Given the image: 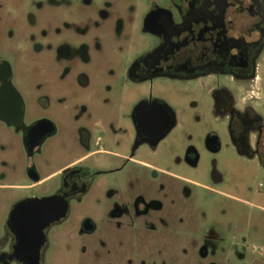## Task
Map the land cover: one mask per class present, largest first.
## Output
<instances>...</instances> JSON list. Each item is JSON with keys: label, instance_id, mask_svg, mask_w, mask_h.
<instances>
[{"label": "flooded vegetation", "instance_id": "flooded-vegetation-1", "mask_svg": "<svg viewBox=\"0 0 264 264\" xmlns=\"http://www.w3.org/2000/svg\"><path fill=\"white\" fill-rule=\"evenodd\" d=\"M2 39L0 147L10 154L12 169L26 165L32 182L18 187L34 190L52 177L56 185L44 197H57L64 207L41 231L11 210L0 238V264H47L52 232L81 239L83 264H264V245H251L247 226L231 222L225 232L189 231L190 247H180L179 260L162 258L155 248L186 231V185L264 208L163 166L158 149L176 126V114L153 90L156 83L186 85L202 114L226 128L227 143L209 130L201 147L217 154L231 146L245 163L264 169V0H0ZM16 70L28 84L24 88L14 79ZM120 82L146 83L150 90L131 99L123 91L75 95L77 85L106 94ZM56 138H64L59 148L51 142ZM49 148L62 164L40 177L36 165L41 158L51 162ZM200 158V146L190 141L174 162L196 168ZM216 165L212 159L213 184L223 180ZM110 175L118 178L101 188V223L81 216L75 234L63 232L72 203L94 189L96 177ZM125 242L129 253L123 252Z\"/></svg>", "mask_w": 264, "mask_h": 264}, {"label": "rangeland", "instance_id": "rangeland-1", "mask_svg": "<svg viewBox=\"0 0 264 264\" xmlns=\"http://www.w3.org/2000/svg\"><path fill=\"white\" fill-rule=\"evenodd\" d=\"M5 42V39H2V41L0 40V46L3 47ZM143 44L139 43V49L143 47ZM123 48L133 50L137 49L138 45L134 48L126 45L123 46ZM122 55H124L125 59L130 56L129 53H124ZM4 57L8 58L15 66L17 65L14 58L8 55H4ZM115 59L121 61L123 57L118 58L116 56ZM14 79L20 87L24 88L25 85H28L19 70H16ZM93 79L94 78H91V80ZM120 81H122V78ZM149 90L150 85L146 83L134 86L120 82L119 84H111V88L106 94L103 91H99L98 93L94 86L89 90L84 91V89L80 90L77 85L75 88V95L78 97L91 98L93 95L96 97L104 95L113 96L119 91H123L124 95L131 99L138 96L141 97L147 94ZM153 90L154 96L158 95L163 97L176 114V126L172 129L158 149L159 154H162V160L164 161L163 166L175 173L188 177L193 181L246 199L257 206L264 208V169L245 163V160L234 154L231 146H224L222 152L217 154H210L201 147L202 137L209 130H215L218 132L223 136L225 143H227L228 138L225 131V124L222 122H216L213 117H207L202 114V110L196 104V99L193 98L195 93L192 90L187 89L186 85H159L156 83ZM189 136H191L190 139ZM56 139L51 140V142H53V148H59V142H62L64 138ZM190 141L199 145L201 149V158L199 165L196 168L188 167L184 162H174L178 157H182L183 149ZM16 147H18V145ZM17 150L20 151L19 148H17ZM48 153L52 157L51 162L49 164L41 163V158L36 165L40 177L49 175L61 167L62 156L58 154L60 158L54 159L50 148ZM141 153L148 155L146 149H142ZM22 155L20 153V158ZM46 155L49 159L47 150ZM152 158L157 159L156 156H152ZM9 159L10 154H7V152L0 147V238L4 234L7 216L15 204L30 194H35L38 198L44 197L45 194L52 191L56 185V180L50 177L49 179L44 180L34 190L18 187L20 185L30 184L32 181L29 180L26 175L25 163H22V165L15 163V168L12 169V167L9 166ZM212 159L217 163L215 168L216 172L223 177V180L220 183L213 184L210 181V175L213 170L211 166ZM117 178V175L96 177L94 189L84 196L81 201L72 203L70 220L66 223L65 227L62 228L63 232L66 230L70 232V234H75L81 216L90 215L100 224L102 221L101 209L102 206L105 205V196L102 189H104L106 185L115 184ZM186 186L191 192V198L189 199L187 197L182 206L185 227H181V230L186 231H182L180 235L171 234L165 238L163 243L155 245L156 249L160 248L158 250L160 251L162 258L166 256H176L177 258L179 256L180 258V247L190 245L188 244L191 235L189 231L197 234L198 231H205L214 227L218 232H225L226 225L229 222L233 225L242 224L247 226V233L249 234V242L251 245H264L263 211L253 206L248 207L241 205L214 193L211 194L195 185ZM82 244L81 239L77 236L71 238L70 236L66 237L60 232L50 233L49 245L45 254L47 260L46 263L83 264L85 260L81 253ZM125 244L127 243L125 242ZM127 245L128 246L123 247V252L125 253H129L131 250L129 244ZM89 253H91V251H89ZM103 253H101L100 258L103 257ZM142 253L149 255L150 252L144 249L142 250ZM189 256L192 257L194 254L189 253ZM95 264H100V260L98 262L96 261Z\"/></svg>", "mask_w": 264, "mask_h": 264}, {"label": "water", "instance_id": "water-1", "mask_svg": "<svg viewBox=\"0 0 264 264\" xmlns=\"http://www.w3.org/2000/svg\"><path fill=\"white\" fill-rule=\"evenodd\" d=\"M63 207L62 200L53 196L26 199L14 205L12 216L22 214L26 226L34 225L36 231H41Z\"/></svg>", "mask_w": 264, "mask_h": 264}]
</instances>
